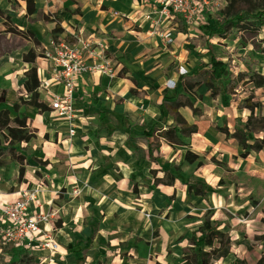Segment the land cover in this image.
I'll use <instances>...</instances> for the list:
<instances>
[{
    "label": "rangeland",
    "instance_id": "obj_1",
    "mask_svg": "<svg viewBox=\"0 0 264 264\" xmlns=\"http://www.w3.org/2000/svg\"><path fill=\"white\" fill-rule=\"evenodd\" d=\"M221 2L223 9L215 11L218 17L227 7H230L231 13H237L241 10H252L256 3L250 0ZM40 19L44 21L46 18L43 15ZM6 20L8 22L4 31H1L0 27V34L10 33L27 41L33 40L31 31H19L12 27L9 17ZM41 21L36 22L40 25ZM162 32L164 31L158 28L155 34L160 36ZM60 33L47 32L45 37L41 38L42 41L38 42L41 44L38 55L42 56L53 40H60ZM164 33L173 36L179 33V30ZM188 33L194 34L192 31ZM239 35L229 39L213 38L210 47L214 49L217 58L225 63L230 78L247 73L249 80L243 79L240 89L226 98L229 105H224L221 98L213 99L205 87L196 90L195 114L199 116L204 110L213 112L201 122L198 134L186 141L190 145L193 143L196 148L193 144L190 148H183L186 152L191 150L198 155L202 165L198 166V162L192 165L186 163L182 156L180 157L181 154L179 155V146H175L171 147L172 156L167 157L165 162L161 160L158 165L145 163L144 166L140 165V168H132L134 156L131 152L135 145H139L135 135L142 130L144 122L135 123L134 117L131 118L125 108L129 101L138 100L143 89L150 93V83L159 78L165 81L176 73L179 66L187 65L192 68L207 61L206 50L202 47H198L194 52H176L171 50V44H167L165 38L162 39V47L153 48L161 58L148 70L145 71L141 64L147 59L139 58L129 61L135 68L133 71L126 68L128 64L125 63H121L122 68L119 70L113 61L115 75H102L108 80L106 96L84 109L83 114L86 129L81 131V136H87L89 141H100L88 167H77L74 171L71 169L66 178L69 179L67 182L60 179L52 168V163L67 160L60 151L59 157H52L54 155L49 152V145L45 143V140H50V135L41 139L35 136L29 144H23L28 152V160L22 176L19 175V164L9 159L4 160V165L0 167V204H12L26 194L34 195L38 208H32L31 213H43L48 216V221L41 225V235L43 238L48 236L58 245L54 253L43 245L30 248L37 263L76 264L73 256L62 250V247L74 239L81 238L85 240L82 248L88 249L86 262L90 264H189L194 259L195 242L201 236L199 228L206 217L218 223L219 229L235 242L242 243L233 246L227 258L211 261L210 264H232L233 261H241L244 264H258L259 261L264 263V207L259 206L255 200L263 193L261 184L254 181L258 188L257 196H243L242 191L238 189L247 191L244 186L223 179L224 172L230 169L227 162H224L225 157L221 156L226 153L222 146L200 144L205 138L212 137L214 142L221 143L224 135L228 142L233 141V145L237 146V140L231 137L233 132H229L228 136L217 135L218 127L228 123L227 115L217 109L233 106V112L236 113V110L245 107L246 102L259 105L251 120L255 131L249 137L247 145H253L255 140L260 143L264 139V86L258 88L255 85L259 81L256 75L264 76V30L256 33L241 31ZM133 74L138 79H135L134 84ZM122 78L132 82H122ZM172 93L168 92L169 95ZM22 95L23 98L29 97L24 92ZM143 105L144 103L137 102V110H141ZM248 112L251 115L250 110ZM54 117L56 118L55 114ZM249 117L246 121L236 118L235 123H246ZM124 118L128 119V124L135 134L126 133ZM45 125L55 130L60 127H54L46 119ZM226 127L230 131L227 124ZM63 137L70 140L67 131L62 132ZM1 141L4 146L8 145ZM86 149L89 150L88 147ZM241 149L245 150L243 147ZM173 167H178L183 177L195 175L205 181L206 178L201 173L206 176L208 171L213 172L216 180H219L213 188L218 194V202L213 194L206 197L190 194L179 180L175 186L154 184L155 176L165 180L167 171ZM131 174H136L134 181L130 179ZM250 182L247 179L245 184ZM219 199H222L220 203ZM7 246L17 248L15 245Z\"/></svg>",
    "mask_w": 264,
    "mask_h": 264
},
{
    "label": "crops",
    "instance_id": "obj_2",
    "mask_svg": "<svg viewBox=\"0 0 264 264\" xmlns=\"http://www.w3.org/2000/svg\"><path fill=\"white\" fill-rule=\"evenodd\" d=\"M33 1L36 12L29 16L27 15V3L25 0H0V10L7 13L11 23L13 24L12 27L17 28L19 31L29 30L31 31V36L33 37V40L29 39V41H27L21 37H17L15 35L12 36L10 33L1 32L0 34V81L2 80V83H0V90L7 89L9 91H13L15 93V100L22 97L23 92L26 93L23 87L24 74L31 68V65L23 62V56L25 54H27L29 51H33L37 55L36 67L37 72L39 73V78L41 79L46 76V71L49 64L42 59L41 55H38L41 48V44H38V42L40 43L42 41L41 38L45 37L47 32H54V29H56L57 26L61 29L60 39L67 42H72L74 40L73 36L77 34H81L83 36L96 34L99 37L105 38L108 41L109 55L112 60L115 61V65L118 66L119 70L122 68L121 63H125L128 64L126 68H129L131 71H133L135 68L129 63V61H135L139 58H146L147 60L141 63L143 66L142 68L146 71L161 58V55L157 56V52L153 51L154 47L159 48L163 46V38L155 34L156 32L153 29L151 20H149V17L150 19H155L156 17V15L153 14L154 3L152 0ZM56 14H58V19L55 17ZM43 15L46 19L41 21L40 18L43 17ZM216 16L217 13L215 12L205 11L199 25L189 27L182 17L176 15L169 20L163 19V22L161 21V25L158 28L164 32L175 29L179 30V33L172 36L174 39L173 44H171L172 51H184L185 53H187L186 51L194 52L198 47L200 48V46L192 50L187 49V45L189 43L188 40L197 36V31L200 29L201 25L204 23H213V21L216 19ZM36 21H41L39 22L40 25L37 24L38 22ZM7 22L8 21L6 19L0 18L1 31H4ZM180 25L186 28L187 34L181 32ZM191 31L194 33L193 35H189L188 32ZM154 34L155 36H152ZM205 56L207 57V61L204 62H208L209 59L206 53ZM198 65L192 68L188 67L187 65L179 66L176 73H174V75L170 76L165 81L159 78L156 82L150 83L148 85V90L151 91L150 93L143 89L138 100L134 99L129 101V104H127V107L125 108L127 109V112L131 114V118L133 119L134 117L135 123L142 124L144 122V125H142L141 128L142 130L136 134H140L146 125L158 124L159 128L162 127L158 123V119L161 114L160 105L163 102L164 97L169 96L168 92H174L179 86L181 78L194 70ZM181 68L187 71L186 75L180 74L179 71ZM133 75L134 78L132 77V80L134 84L137 77L135 74ZM120 81L128 83L132 82L130 79L125 78H122ZM169 81H171L174 87L173 89L169 88L167 84ZM107 84L108 80H106V77L98 74L87 75L79 80L75 104L77 120L73 125L75 129L74 135H70L71 128L69 122L58 117L55 118L54 113H52L53 115L50 113L52 112L50 107L49 111L43 114H40L38 110H36L33 114H28V123L30 127L37 130L35 136H37L38 139H41V137L44 138L45 136L50 135L52 138L53 141L51 138L50 140H45V143L49 145V152H52L54 155L52 157H59L60 155L58 152L60 151L62 154H64L65 160H67L65 162L57 160L52 163V168L55 169L56 174L60 179L66 181L71 169L74 171L77 167L86 168L88 165H90V158L94 156L95 150L98 148L99 140L94 141V145V142L91 140L89 141L87 136H81V131H83L84 128L86 129V120L83 115L84 109L91 107L94 103H96L97 100L100 101L102 100L103 96H106V91L108 90ZM206 90L208 91L207 88ZM62 91L63 88L56 85L51 86L49 89V92L51 93H61ZM39 94L40 102L46 105L47 92L39 91ZM134 95H136V93ZM23 99L27 100L28 98ZM137 102L144 103L142 109L139 111L137 110ZM6 109L10 110L11 117L17 116V114L13 111L12 104H0V110ZM217 110L220 112L223 111V114L227 115L228 123L226 124L230 128V133L234 132L233 130L236 118H242L243 121H246L248 116H250L248 110L245 108L236 110V113L235 111L233 112V106ZM19 111L22 113L24 111V107L22 106ZM179 112L189 124L196 125L199 132V126L201 122L205 120V117L210 115V113L213 111L204 110L199 114V116L196 115L190 108H181ZM45 119L54 127L55 125H59L60 127H58L56 130L55 128H53L54 130L52 128L50 129V127L45 125ZM170 122H172V119H170ZM123 123L127 134H129L127 132V128H131L133 131V128L128 124L127 118L123 119ZM65 131H67V135L70 140H66L64 137L62 138V132ZM218 133L219 134L217 135H223V133ZM222 137L221 143H218L217 141L214 142V137H212L210 139L205 138L200 144L209 143L216 146L220 144L219 146H222L226 153L221 156L225 157L224 162H227L228 168L230 169L224 172L223 179H227V181L231 183H236L238 186H244V189L247 191L243 192V189H238V191H242L243 196H257L258 188L254 185V181H258V184H261L262 186L261 190L263 193L258 196V199L255 198V200L258 201L259 206L264 207V148L257 152L254 150H243L238 145H233V141L231 143L228 142L224 135ZM136 138L139 141V145H135L131 152V154L134 156L132 168H140L141 166H144L145 163H149L148 161H144L140 164L137 162L142 153L135 152L134 149L135 147L146 149V144L139 137ZM127 140H129V135ZM29 143H22L19 145V147H17L20 149V152L27 157V160L28 155L26 154L27 151L23 144ZM192 144L193 143H191L190 147H192ZM87 147L89 150L86 149ZM171 147L172 146H169L165 142H162L160 150V162L161 160L165 162L167 157L170 158L172 156ZM179 148L181 150L179 155L181 154L180 157L182 156L181 158L184 160L186 149H184L183 146H179ZM198 152L200 153V151ZM246 153L247 155H245ZM225 154H229V156ZM233 156L237 158L234 159ZM56 164H61L62 170H66L64 176L59 174L58 169L55 167ZM201 174L204 178H206V183L212 188H215L219 180H216L217 177L213 174V172L208 171L206 176H204L203 173ZM226 174L236 176L238 181H232L226 178ZM247 179H249L252 183L250 182L248 185L245 184ZM67 181H69V179ZM213 195L215 200L218 202V194L213 193ZM220 200L222 199H219V203L221 202ZM32 208L35 210L38 207L36 204L31 205L30 212ZM76 240H82L85 244V240L77 238L69 242L65 247H62V250L68 251L75 260L76 255L74 252L78 251L80 248H77L76 250H69L67 249V246ZM135 252H137V250H135ZM86 264L90 263L86 262Z\"/></svg>",
    "mask_w": 264,
    "mask_h": 264
},
{
    "label": "trees",
    "instance_id": "obj_3",
    "mask_svg": "<svg viewBox=\"0 0 264 264\" xmlns=\"http://www.w3.org/2000/svg\"><path fill=\"white\" fill-rule=\"evenodd\" d=\"M27 3V15L31 16L36 12L33 0H25ZM256 2L252 10H241L237 13H231L230 7L221 13L217 20L213 23H204L197 31V36L188 40L187 49H195L200 46L206 50L208 62H201L194 70L182 77L177 89L173 94L164 97L160 105V117L158 124L146 125L139 137L146 144V149L135 147V152L142 153L137 162L158 164L160 162V150L162 142L169 146H185L190 148V143L186 141L191 139L194 134H197L198 127L189 124L179 110L181 108H190L194 111V106L197 101L196 90L205 86L210 91L213 99L221 98L224 105H229L227 97L240 89V82L243 79L249 80L247 73H240L236 78H230L225 69V63L220 61L214 49L210 47V41L213 38L229 39L232 36H240L241 31H251L253 33L264 30V0H250ZM58 19V14L55 15ZM0 18L7 19V13L0 10ZM181 32L187 34L184 26L180 25ZM61 32L60 27L54 29V33ZM37 55L33 51H29L23 56V62L31 65V68L24 74L23 87L28 99L22 97L15 100V93L7 89L0 90V104H12L13 111L17 114L11 117L10 110H0V166L4 165V160L10 159L12 162L20 165L19 175L24 174V167L27 164V157L20 152L16 145L29 143L37 132L36 129L30 127L28 123V114H33L36 110L40 114L49 111V108L44 103L40 102V80L36 67ZM257 74V73H256ZM259 81L255 83L258 88L264 86V76L256 75ZM249 82V81H248ZM244 108L250 110L251 115L246 123H235L234 132L231 137L237 140L238 145L245 150L261 151L264 148V139L256 142L253 145H247L249 137L252 136L255 129L251 126L252 116L259 108L257 103L249 104L246 102ZM24 107V111L20 113V108ZM195 113V112H194ZM172 119V122H170ZM263 127V124H262ZM217 131L225 135H229V130L226 123L218 127ZM129 135L135 134L131 128H127ZM3 140L8 143L7 146L2 144ZM2 159V161H1ZM184 161L188 164L202 165L199 162L198 155L188 150L184 156ZM61 176L65 175L61 164H56ZM171 171H174L172 173ZM136 175H131L130 179L135 180ZM167 178L160 179L155 176V185L174 186L179 180L183 186L187 187V191L195 196L206 197L216 191L206 183L205 180L199 179L195 175L183 177L179 173L178 167H173L167 171ZM226 178L232 181H238L236 176L226 174ZM220 225L212 221L210 217H206L202 226L199 228L201 236L195 242L196 253L194 259L189 264H210L211 261H219L227 258L231 249L235 245L242 243L235 242L227 233H223ZM84 241L76 240L67 246L69 250H76V264H86V248L82 249ZM0 264H39L33 257L30 248L26 245H20L17 248L4 245L0 236ZM232 264H244L241 261H233ZM258 264H264L259 261Z\"/></svg>",
    "mask_w": 264,
    "mask_h": 264
},
{
    "label": "built area",
    "instance_id": "obj_4",
    "mask_svg": "<svg viewBox=\"0 0 264 264\" xmlns=\"http://www.w3.org/2000/svg\"><path fill=\"white\" fill-rule=\"evenodd\" d=\"M155 19H150L154 31L161 25L163 19L169 20L179 15L187 26L199 25L205 11H219L223 9L221 0H152ZM167 44H173L171 34H160ZM72 42L53 40L47 47L42 59L49 64L46 76L39 78V91L47 92V102L56 117L64 119L70 124V135H74V124L77 120L75 108L77 86L79 80L87 75H115L113 60L109 55L108 41L96 34L73 36ZM181 75L187 71L180 69ZM48 74V76H47ZM39 77V73H38ZM169 88L173 89L171 81ZM56 85L63 88L61 93H51L49 89ZM36 204V197L26 194L12 204H0V236L6 245H26L36 248L43 245L50 252L57 251L58 245L48 236L41 235V225L48 221V216L32 214L31 205ZM41 213V212H40Z\"/></svg>",
    "mask_w": 264,
    "mask_h": 264
}]
</instances>
